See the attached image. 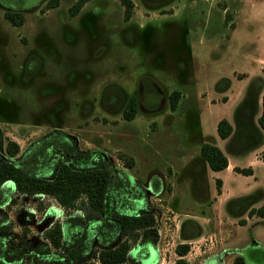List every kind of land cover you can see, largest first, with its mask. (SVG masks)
<instances>
[{
  "label": "rangeland",
  "instance_id": "rangeland-1",
  "mask_svg": "<svg viewBox=\"0 0 264 264\" xmlns=\"http://www.w3.org/2000/svg\"><path fill=\"white\" fill-rule=\"evenodd\" d=\"M28 1L35 4L0 0V135L18 144L16 156L54 129L72 136L79 150L105 153L146 192L156 218L151 256L159 264H175L173 248L187 217L200 233L189 241L186 264L211 257L228 264L250 241L264 244V218L243 215L240 225L223 207L230 196L264 191L263 144L242 156L225 153L229 164L221 170L204 165L194 177L188 169L203 140L214 143L213 137L224 152L216 121L231 123L247 81L263 76V2L247 0L236 13L234 0H131V14L123 19L118 0H87L74 15L67 11L72 0L46 9V0ZM7 9L21 12L22 23L5 19ZM224 77L227 99L220 102L226 96L215 84ZM114 89L123 102L135 96L133 118H123V102L107 101ZM172 90L179 92L174 109ZM215 178L223 180L218 193ZM13 196L16 202L0 210L12 222L7 235L15 244L43 243V229L66 215L46 195ZM263 201L264 194L257 204ZM70 214L81 216L78 210Z\"/></svg>",
  "mask_w": 264,
  "mask_h": 264
},
{
  "label": "trees",
  "instance_id": "trees-1",
  "mask_svg": "<svg viewBox=\"0 0 264 264\" xmlns=\"http://www.w3.org/2000/svg\"><path fill=\"white\" fill-rule=\"evenodd\" d=\"M37 1V0H36ZM35 1V2H36ZM59 0H46L43 8L54 7ZM87 0H72L67 8L74 15ZM123 6V19L131 14L132 1L118 0ZM153 2L156 0H147ZM17 7L32 6L28 0H16ZM264 13V2H263ZM3 16L11 24L23 21L19 11L5 10ZM226 13L224 19H228ZM262 75L252 76L244 86L240 99L231 111L232 122L220 117L215 124L216 135L224 139V152L214 143L203 141L198 148V159L188 168L197 177L204 165L211 170L226 167V154L242 156L264 145V65ZM243 74H236L241 77ZM229 79L224 77L215 84L224 90ZM179 92L169 93V108L174 109ZM107 101L117 106L123 102L118 89L109 92ZM136 99L129 95L123 102L121 114L133 118ZM19 146L14 140L0 135V207L9 209L16 202L14 194L31 196L43 194L56 201L66 212L62 220H55L42 231L43 243L31 245L21 239L17 244L8 236L12 222L0 210V264H159L152 254L155 234L152 227L156 218L146 201V192L129 179L126 173L112 165L100 150H79L72 136L54 129L32 143L19 157ZM233 170L250 174V167L233 166ZM220 178L214 179L219 192ZM264 191L254 188L247 193L228 197L224 210L237 223L246 217L264 218ZM257 204V205H256ZM78 210L81 216L70 214ZM199 225L191 217L180 223L179 241L174 245L175 264H186L185 253L189 241L199 235ZM135 248L134 258L129 251ZM204 264H220L211 257ZM230 264H264V244L250 241L240 247Z\"/></svg>",
  "mask_w": 264,
  "mask_h": 264
},
{
  "label": "crops",
  "instance_id": "crops-1",
  "mask_svg": "<svg viewBox=\"0 0 264 264\" xmlns=\"http://www.w3.org/2000/svg\"><path fill=\"white\" fill-rule=\"evenodd\" d=\"M234 1H236L237 2V4H238V8H237V11H236V13L239 11V9L240 8H242L243 6H245L246 5V2H247V0H234ZM262 2H264L263 0H261V3ZM226 7H228V5H226L225 6V8ZM229 22H231V20H229V21H227L226 22V24L227 23H229ZM233 26V27H232ZM231 27L232 28H234V23H232V25H231ZM259 63H262V65L264 64V58H262L261 59V61L259 62ZM229 86V85H228ZM228 88V87H227ZM226 88V89H227ZM226 89H224L223 91H219L220 93H221V95H225L226 97L222 100V101H220V102H224L226 99H227V94H226ZM218 101H214V102H209V105H211V104H214V103H217ZM218 137V136H217ZM212 140H213V142H214V144H215V141H214V138L212 137ZM203 141H207V140H203ZM202 141V142H203ZM228 164H229V161H228V159H227V166H228ZM221 170V169H220ZM232 170V169H231ZM221 181H223V180H221ZM233 257V256H232ZM232 257L230 258V261H231V259H232ZM230 261H228V264H230Z\"/></svg>",
  "mask_w": 264,
  "mask_h": 264
}]
</instances>
